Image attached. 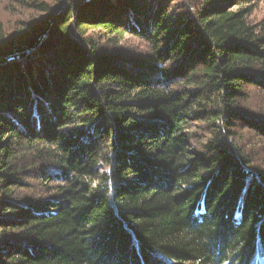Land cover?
I'll return each instance as SVG.
<instances>
[{
	"label": "trees",
	"instance_id": "trees-1",
	"mask_svg": "<svg viewBox=\"0 0 264 264\" xmlns=\"http://www.w3.org/2000/svg\"><path fill=\"white\" fill-rule=\"evenodd\" d=\"M17 1L0 264H264V0Z\"/></svg>",
	"mask_w": 264,
	"mask_h": 264
},
{
	"label": "rangeland",
	"instance_id": "rangeland-1",
	"mask_svg": "<svg viewBox=\"0 0 264 264\" xmlns=\"http://www.w3.org/2000/svg\"><path fill=\"white\" fill-rule=\"evenodd\" d=\"M44 1L51 4L50 2L52 0H38V2ZM43 17L44 14L38 9L25 8L17 0H0V25L7 35L13 34L22 22L34 28L40 23V19ZM251 20L256 24L264 20V2L257 4ZM132 43H130L132 44L131 49H138L134 45H137V41L132 40ZM252 92L249 109L264 120V93H260L258 89H253ZM243 131L242 137L248 148L247 153L249 157L253 159L252 162L255 168L264 170V142L262 139H257L255 133H250L248 130Z\"/></svg>",
	"mask_w": 264,
	"mask_h": 264
}]
</instances>
